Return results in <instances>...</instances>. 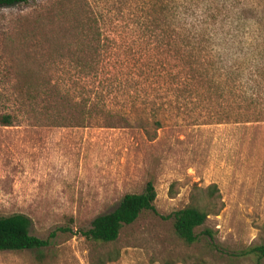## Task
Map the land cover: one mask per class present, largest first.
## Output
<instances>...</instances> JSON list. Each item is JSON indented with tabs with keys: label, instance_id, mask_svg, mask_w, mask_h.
I'll use <instances>...</instances> for the list:
<instances>
[{
	"label": "rangeland",
	"instance_id": "rangeland-1",
	"mask_svg": "<svg viewBox=\"0 0 264 264\" xmlns=\"http://www.w3.org/2000/svg\"><path fill=\"white\" fill-rule=\"evenodd\" d=\"M200 22L217 25L215 61L228 83L240 85V106H249L244 77L253 61L264 65V0H30L0 7V215L25 214L31 234L50 240L39 251H2L0 264H93L112 251L118 257L107 264H264L240 258L242 248L264 244V120L195 124L192 117L209 106L194 99L174 110L165 105L170 111L157 128L152 110L126 112L141 101L112 86L109 103L124 119L78 126L81 114L49 91L75 87L74 54L85 34L108 42L112 60L119 51L133 65L162 37V26L173 33L181 23ZM262 99L251 107H264ZM4 115L11 125L2 124ZM149 181L157 191L154 211L116 242L83 235ZM192 200L209 217L199 241L187 246L171 216Z\"/></svg>",
	"mask_w": 264,
	"mask_h": 264
},
{
	"label": "trees",
	"instance_id": "trees-1",
	"mask_svg": "<svg viewBox=\"0 0 264 264\" xmlns=\"http://www.w3.org/2000/svg\"><path fill=\"white\" fill-rule=\"evenodd\" d=\"M29 1L0 0V7L25 4ZM162 27H164L160 28L163 29L162 37H156L148 52L142 53L139 57L136 55L138 60L133 65L132 57H126L119 52V46L116 49L118 53L114 54L115 60H112L107 53L110 48L108 42L106 44L100 36L90 37L85 34L74 54L78 69L75 87L65 88L60 84H54L49 91L56 97H63L62 101L67 109H74L81 114L78 126H85L91 122L109 126V119L125 117L122 113H116L111 107L112 102L109 103L112 86L124 89L125 93L127 89V93H131L133 99L141 101L142 104L139 105L132 102L134 106L126 109V112L131 113L135 109L137 113H148V109L152 110L157 128L163 125L161 114L164 117L170 111H164L165 105L174 110L182 102L188 104L194 99L206 102L209 106L199 116L192 117L195 124L264 120V107L260 109L251 107L259 95L263 96L264 102L263 64L253 61L250 71L244 77L248 94L245 101L249 102V106L242 107L240 85L228 83V71L223 70L215 61L220 54L218 49L214 51L211 45H216L212 37L215 35L217 25L205 22L181 23L178 28L175 27L173 33L169 29L170 25ZM115 43L117 45L119 41L115 40ZM250 55L248 53V59H254ZM109 67L112 68L110 72ZM123 69L126 72H121ZM20 92L26 94L28 100L32 99L30 89L21 88ZM219 102L224 107L215 110V106L220 105ZM154 106L157 107L153 108ZM1 121L3 125L12 123L10 115H4ZM217 189L216 184L210 185L209 194L214 196ZM156 198L155 185L149 181L143 192L124 195L112 212L97 216L83 235L89 240L104 244L116 242L122 230L135 223L142 213L155 210ZM208 217L209 212L196 200H192L171 216L175 235L185 245H194L200 239L198 229L205 226ZM31 225V219L25 214L0 215V252L39 251L47 248L50 240L31 234ZM204 236L211 238L207 243L215 247L212 231L206 229ZM117 257L118 252L112 251L107 254L106 259L98 258L93 264H107L115 261ZM240 258H255L261 261L264 258V244L242 248ZM164 264L176 263L167 260Z\"/></svg>",
	"mask_w": 264,
	"mask_h": 264
}]
</instances>
